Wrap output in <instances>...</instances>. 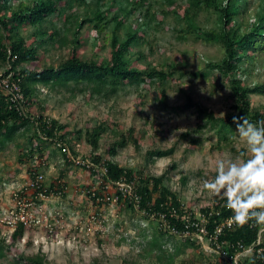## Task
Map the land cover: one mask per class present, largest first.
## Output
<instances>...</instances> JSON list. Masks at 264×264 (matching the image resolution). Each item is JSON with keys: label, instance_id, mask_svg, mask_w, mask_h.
<instances>
[{"label": "trees", "instance_id": "obj_1", "mask_svg": "<svg viewBox=\"0 0 264 264\" xmlns=\"http://www.w3.org/2000/svg\"><path fill=\"white\" fill-rule=\"evenodd\" d=\"M119 1L0 0V68H6L0 72L4 77L11 74L10 82L17 84L23 93V98L13 100L14 94L0 90V152L16 144L19 161L28 165V181L13 194L14 206L9 216H0V260L4 259L7 264H53L48 253L41 249L26 253L20 250L17 243L28 233L30 237L25 245L29 247L35 232L41 234L46 230L47 233H54L59 229V225L52 220H61L60 211L55 212V218H50L49 223L43 222L35 211H43L45 200L67 195L68 171L76 168L84 170L92 179L82 186V192L88 193L92 204L98 208L94 211L98 223L105 221L99 212L100 207L114 204L120 209L126 207L138 212L145 219L155 220L162 235L177 237L182 244L199 250L204 264H234L239 254L241 264H264V225L255 221L243 225L235 223L230 227L225 225L217 233V227L234 215L226 208L225 197L216 199L196 213L166 183L170 172L177 167L175 162L159 175L151 173L149 165L160 158L173 156L178 143L168 148L157 146L149 149L145 163L137 168L124 166L115 158L120 149L128 144L140 149L146 131H139L134 126L125 131L122 124L114 119L74 128L48 115L49 104L40 98L41 85L55 92L73 91L71 97L89 93L92 97L97 95L110 100L127 86L136 89L147 86L151 89L157 84L160 85L158 101L167 106V85L171 79L176 76L183 78L187 74L209 79L217 72L214 82L227 84L231 90L230 96L234 101L232 112L219 115L208 106L194 102L190 95L185 105L174 109L195 107L198 128L211 127L219 144L225 142L232 145L237 129L233 117H246L252 123L264 120V103L255 105L252 100V95H264V82L247 83L242 72L246 62H253L264 51V0L254 7L252 15L255 19L251 23L253 0H165L171 6H177L173 8L180 22L178 24L185 25L178 30L180 37L184 38L188 32L197 34L198 38L218 43L223 48L221 59L207 61L204 69L190 73L182 68L180 62L149 64L146 68L136 64L137 60L146 57V46L151 50L155 47L142 31V26L128 27V17L139 11L148 21L154 20L157 17L155 0H125V7L117 8ZM119 10L125 14L122 16ZM161 11L167 12L166 9ZM204 11L216 14L215 28H202L196 22ZM54 16L62 18L64 23H55L52 20ZM244 20L248 22L246 27ZM88 23L96 36L110 33L111 49L106 58H86L82 53L83 39L80 34ZM29 28L33 29L28 33L24 31ZM59 45L69 48L67 58L57 64L45 63L41 66L42 62L32 66L33 62L43 60L40 48L48 51L51 46ZM108 132L114 136L113 139L105 138ZM197 132V129L186 130L181 133L180 139L196 144L199 139L194 134ZM82 139L91 147L88 153H83L79 147ZM232 149L236 150V147L232 145ZM79 156L82 161L77 163ZM53 159L59 161L58 175L46 183L45 172ZM37 173L43 174L44 181L33 187L31 180ZM21 200L26 204L27 213L41 222L35 220L32 225H27L16 219L15 223H11L19 210L17 202ZM91 215L89 221L92 222ZM201 226L207 230L203 239L195 236ZM173 227L185 233L175 234L171 230ZM7 231L10 234H4ZM156 241L154 239L152 244L162 248ZM248 248L252 250L247 252ZM181 250L180 246L176 248V252ZM92 263L99 264V258H94Z\"/></svg>", "mask_w": 264, "mask_h": 264}, {"label": "rangeland", "instance_id": "obj_2", "mask_svg": "<svg viewBox=\"0 0 264 264\" xmlns=\"http://www.w3.org/2000/svg\"><path fill=\"white\" fill-rule=\"evenodd\" d=\"M259 1L253 0L251 4L253 11L250 23L255 19L252 14ZM154 2L157 13L154 20L148 21L139 11L128 17V27L142 26V31L148 35L155 47L151 50L146 46V57L137 60V65L146 68L149 64L180 62L182 68L190 73L204 69L207 61L223 57V48L218 43L207 42L198 38L197 34L189 32L184 38L179 36L178 30L185 25L178 24L180 22L174 13L176 5L173 8L174 6L167 4L165 0ZM125 3V0H120L117 8L125 7ZM162 9L167 12L162 13ZM80 10L79 13L82 14L83 10ZM118 12L122 16L125 14L122 10ZM52 20L58 25L64 23V20L57 16ZM196 22L202 28H215L216 14L204 11L196 18ZM247 24V20H244V27ZM32 29L24 31L30 32ZM123 33L124 31L121 32L122 36ZM109 34L101 33L96 36L91 24H86L80 34L84 56L106 58L111 49ZM40 50L43 60L33 62V67L42 62L41 66L45 63L57 64L59 60L67 58L69 52L67 46L61 45L51 46L48 51L43 48ZM2 69L5 67L2 66L0 70ZM242 69L247 83L264 82V51L253 62H246ZM214 73L209 79L193 77L190 74L183 78L176 76L171 79L167 85V106L158 101L160 85L157 84L151 89L147 86H141L140 89L127 86L110 100L98 98L97 95L92 97L89 93L71 97L73 91L55 92L41 85L40 98L49 104L48 115L69 123L74 128L114 119L122 124L125 131L131 126L139 131H146L140 149L135 148L133 144L120 149L115 158L124 166L137 168L145 163L149 149L157 146L168 148L178 143L173 156L160 158L151 163L149 168L151 173L159 175L175 162L177 167L170 172L166 183L179 193L187 207L200 213L202 207L211 205L216 199L223 197L203 188V181L216 175L217 162L222 159H235L243 150L247 151L246 144L239 139L236 131L231 142L236 147L234 150L230 144H219L218 137L211 127L198 128L199 119L195 107L174 109L176 106L185 105L187 96L190 95L194 102L208 106L219 115L232 112L234 101L230 96L231 90L227 84L226 86L222 82L215 83L214 76L218 73ZM252 100L255 105L264 103V95H252ZM195 129L198 132L194 136L199 139L196 144H191L188 139H180L182 132ZM106 134L105 138H114L109 132ZM81 141L83 143L79 147L83 153H88L91 147L84 139ZM106 145L104 141V146ZM18 153L16 144H11L6 151L0 152V216L3 218L9 216V211L14 206L13 194L28 181V165L19 161ZM58 170L59 161L53 159L45 172L46 183H50L58 175ZM67 180L69 188L65 197L49 198L44 202L43 211H35L46 223H49L50 218H55L53 215L56 211H60L61 220H52L59 225V229L54 233H47L46 230L41 234L35 232L29 247L25 245V241L30 237L27 233L17 243L20 250L33 253L41 249L48 253L53 264H93L92 261L96 257L99 258V264H204L198 254L199 250L182 244L177 237L162 235L155 220L145 219L140 213L126 207L120 209L117 205L107 203L99 210L105 221L102 224L89 221L90 214L98 208L92 204L89 194L82 192V186L89 184L91 177L84 170L73 168L68 171ZM4 234L8 235L10 231ZM154 239H157L156 242L161 244L162 248L158 249L152 244ZM178 246L182 250L176 252ZM0 264L7 262L3 259Z\"/></svg>", "mask_w": 264, "mask_h": 264}, {"label": "clouds", "instance_id": "obj_3", "mask_svg": "<svg viewBox=\"0 0 264 264\" xmlns=\"http://www.w3.org/2000/svg\"><path fill=\"white\" fill-rule=\"evenodd\" d=\"M233 122L247 151L235 159L219 160L216 175L204 180L203 188L226 198L234 222L264 225V120L252 123L246 117H233Z\"/></svg>", "mask_w": 264, "mask_h": 264}, {"label": "built area", "instance_id": "obj_4", "mask_svg": "<svg viewBox=\"0 0 264 264\" xmlns=\"http://www.w3.org/2000/svg\"><path fill=\"white\" fill-rule=\"evenodd\" d=\"M10 78H11V74L9 76H2V74H0V90L5 91L6 93H12L14 94L13 96V100H18L19 98H23V93L20 91V88L17 84L15 83H11L10 82ZM82 161V157L79 156L78 157V162ZM44 181V176L41 173H37L34 175V177L31 180V186L35 187L37 186L40 182ZM19 205V210L18 212L15 213L16 217L15 219L11 220V223H15L16 219L21 220L22 222H24L27 225H32V222H35L36 219L33 218V215L31 213H27L26 211V207H25V203L24 201H18L17 202ZM98 216L95 213H92L91 215V219L92 222L94 223H98ZM37 223L41 222L39 219L36 220ZM236 222H234L231 217L229 219H227L226 221H223L221 223V225H219L217 227V233H220L222 228L227 225V226H232L234 225ZM172 232L175 234H180L183 235V233H185L184 231H179L177 230L175 227L171 228ZM200 231L196 233V237L203 239V233H206L207 230L205 228V226H201ZM187 234V233H186ZM252 250V248H248L246 249L247 252H250ZM240 254L237 255L234 259V264H241L240 261Z\"/></svg>", "mask_w": 264, "mask_h": 264}]
</instances>
